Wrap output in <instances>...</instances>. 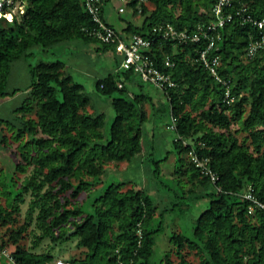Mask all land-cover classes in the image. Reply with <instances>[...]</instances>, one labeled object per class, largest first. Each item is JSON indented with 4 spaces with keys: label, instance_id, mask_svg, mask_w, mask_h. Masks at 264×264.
Returning a JSON list of instances; mask_svg holds the SVG:
<instances>
[{
    "label": "trees",
    "instance_id": "16d2710c",
    "mask_svg": "<svg viewBox=\"0 0 264 264\" xmlns=\"http://www.w3.org/2000/svg\"><path fill=\"white\" fill-rule=\"evenodd\" d=\"M110 1L99 0L103 21L116 31L144 36L157 24L192 30L198 23H207L214 2L145 0L137 13L133 0L128 9L132 15H142V22L127 20L117 30L104 13ZM242 7L251 16L264 15V0H232L230 10ZM12 17L11 22L0 20L2 96L17 92L6 90L10 62L26 56L33 46L46 50L73 39L100 43L86 31L92 20L83 0H32L22 14ZM219 32L218 71L231 83L234 100L229 105L222 100L221 84L195 60L199 44L159 40L150 51L155 65L176 82L165 95L166 110L175 118V132L186 145L173 137L176 159L171 174L186 178L191 184L188 191L197 188L198 198L209 197L191 236L173 231L168 237L172 246L156 264H264V210L249 211V201L241 197L251 186L264 203V52L252 58L244 55L257 28L236 15ZM100 48L114 50L109 44L100 43ZM165 57L174 62L172 68L164 67ZM119 62L114 72L95 82L113 108L109 123L103 112L88 111L89 96L81 83L65 74L63 61L38 60L31 68L32 81L23 89L27 96L18 108L22 115L12 136L20 161L10 187H17V172L24 178L11 202L0 205V251L14 245L13 261L1 253L0 261L46 264L50 251H36L44 238L55 243L76 237V246L84 250L82 255L63 258L72 264H150L160 226L151 225L156 207L143 188L121 190L119 184L110 183L94 197L89 211L83 212L84 201L73 205L81 193L88 197L102 183L106 165L129 162L142 152L143 105L149 96L129 91L127 84L140 87V78L132 70H117ZM190 150L217 174L215 183L195 165ZM159 162H153L155 174ZM26 194L29 201L20 223ZM30 233L26 246L22 240ZM191 254L196 261L188 259Z\"/></svg>",
    "mask_w": 264,
    "mask_h": 264
},
{
    "label": "rangeland",
    "instance_id": "374dc122",
    "mask_svg": "<svg viewBox=\"0 0 264 264\" xmlns=\"http://www.w3.org/2000/svg\"><path fill=\"white\" fill-rule=\"evenodd\" d=\"M121 0H111L104 6V13L108 22L117 30H121L126 21L129 20L140 25L143 16L132 15L129 9L123 13L118 12ZM100 47V43L84 42L81 39H73L56 44L46 50L40 46H33L28 50L26 56L10 62L7 78V91L17 89L13 96L0 95V205L11 202L14 194L24 178V174L16 173V188L10 187L14 176L15 164L20 161L19 150H16L17 142L12 138L18 128V116L22 113L19 107L27 96L26 88L32 81L31 68L38 60L52 61L59 59L64 62V72L69 74L74 81L83 85L84 91L89 96V112H103L109 123L114 111L107 97L101 95L95 88L98 78L115 71L113 59L114 50ZM140 87L127 84L130 92L144 93L149 96L144 102L146 119L142 124L140 142L142 152L129 162L109 163L105 166L102 175V183L92 188L87 195L80 194L73 205L83 203V212L89 211L90 204L95 196L110 183L119 184L121 190L129 187L143 188L149 195L151 205L156 207L155 217L151 221L152 226L159 225V230L154 235L155 244L150 258V264H156L172 246L169 244V235L179 232L191 236L196 217L208 207L209 197L198 198V189L188 191L191 186L186 178L173 177L172 171L176 159V151L172 144L175 135L174 130L167 127L170 124V115L166 110V98L163 92L147 82L138 80ZM160 160L158 173L153 171L154 161ZM15 178V177H14ZM6 191V192H5ZM10 191L11 193H9ZM29 195L24 196L21 204L19 222L24 220ZM83 213L81 214V216ZM33 227V223L31 228ZM67 226V228H69ZM61 229H58V233ZM73 230H71L72 232ZM37 232V231H36ZM69 233V232H68ZM32 234L22 243L30 245ZM77 238L63 239L60 242H52L50 238H44L36 251L49 250L51 260L46 264H55L57 258H68L71 255H82L83 247L76 246ZM14 245L8 244L12 250ZM175 257L174 253L171 255ZM196 261L194 255L188 257ZM0 264H10L8 260H1Z\"/></svg>",
    "mask_w": 264,
    "mask_h": 264
},
{
    "label": "built area",
    "instance_id": "2783aa9c",
    "mask_svg": "<svg viewBox=\"0 0 264 264\" xmlns=\"http://www.w3.org/2000/svg\"><path fill=\"white\" fill-rule=\"evenodd\" d=\"M32 0H0V20L6 19V16L11 14H22L30 5ZM133 0H121L122 4L118 7V12L122 13L128 9V4ZM145 0H135V9L137 13L141 12V3ZM232 0H214L211 13L212 18L207 23H198L194 29H178L171 23H162L153 25L148 36L132 33L125 34L121 31H116L107 25L101 17V7L99 0H83V5L92 20V27L87 28V33L94 37L102 44L113 46L114 53L119 56L120 62L117 70H132L138 77L157 89L161 90L164 95H167L169 89L176 86V82L172 79L169 72L158 68L151 56V49L156 41H170L176 44L195 43L199 44L196 48L195 60L200 62L203 68L220 83L223 87L222 100L229 105L233 102L234 97L231 94L230 80L219 74L218 66L220 58L218 54L219 47L217 40L220 39L219 30L226 23L231 21L234 16H238L242 22L251 23L257 28V35L253 37L248 44L244 55L247 58L256 56L259 52H264V15L261 17L251 16L246 12L245 8H238L234 12L230 10ZM164 67L172 68L174 62L165 57L163 60ZM122 84L119 83L118 87ZM169 129L174 130L176 121L171 116ZM175 139L181 140L183 145L186 142L175 132ZM193 162L201 171L209 177L212 183L218 179L217 174L212 171L207 161L200 159L193 150L188 152ZM241 197L249 201V211H253L256 207L264 210V203L259 201L251 186L241 193ZM1 254L6 256L9 261H13L10 256V250L5 247L1 249ZM55 264H72L71 261L57 258Z\"/></svg>",
    "mask_w": 264,
    "mask_h": 264
},
{
    "label": "crops",
    "instance_id": "0c3cea01",
    "mask_svg": "<svg viewBox=\"0 0 264 264\" xmlns=\"http://www.w3.org/2000/svg\"><path fill=\"white\" fill-rule=\"evenodd\" d=\"M97 48H100V47H97ZM113 59H114V61H115V68H116V66L118 65L117 60L119 59V56H118L117 54L114 53V55H113Z\"/></svg>",
    "mask_w": 264,
    "mask_h": 264
},
{
    "label": "clouds",
    "instance_id": "9594fccd",
    "mask_svg": "<svg viewBox=\"0 0 264 264\" xmlns=\"http://www.w3.org/2000/svg\"><path fill=\"white\" fill-rule=\"evenodd\" d=\"M0 15H2V14H0ZM6 19H7L9 22H11L12 19H13V17H12L11 14H9V15L6 16Z\"/></svg>",
    "mask_w": 264,
    "mask_h": 264
}]
</instances>
